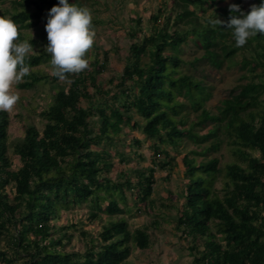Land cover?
<instances>
[{
    "label": "trees",
    "instance_id": "16d2710c",
    "mask_svg": "<svg viewBox=\"0 0 264 264\" xmlns=\"http://www.w3.org/2000/svg\"><path fill=\"white\" fill-rule=\"evenodd\" d=\"M9 1L0 16L16 23L18 42L29 40L36 49L26 57L30 73L18 87L50 86L52 92L39 111L42 129L24 125L16 143L11 113L0 111V264H126L134 250H148L149 227L131 230L126 217L132 213L129 197L138 211L154 208L157 170H171L172 151L179 154L189 142L195 149L182 158L186 183L174 220L192 264H264V34L238 48L226 24L209 22L239 16L232 4L247 14L249 0L225 6L219 0H169L170 14L165 8L152 16L150 35L131 45L121 76L108 89L102 78L108 52L102 61L88 52L89 69L70 75L71 83L52 75L45 25L59 0ZM90 1L68 0L77 7ZM133 22L131 36L138 38L142 22ZM33 29L39 33L31 41ZM190 44L202 55L186 59ZM203 62L218 70L239 65L248 80L216 114L207 108L210 87L186 70ZM127 128L151 141L153 167L114 177L115 156L129 161L117 150ZM224 148L232 160L222 165L212 156ZM82 205L93 221L107 216L84 253L68 250L73 226L57 224L62 211Z\"/></svg>",
    "mask_w": 264,
    "mask_h": 264
},
{
    "label": "rangeland",
    "instance_id": "374dc122",
    "mask_svg": "<svg viewBox=\"0 0 264 264\" xmlns=\"http://www.w3.org/2000/svg\"><path fill=\"white\" fill-rule=\"evenodd\" d=\"M235 1L219 0V6L232 4ZM244 5L251 8L255 4L249 0L245 1ZM10 6L9 0L7 2L0 1V13H3ZM86 7L91 10L93 28L96 33L94 45L89 51L90 56L98 55L99 60L102 61L103 53H109L108 69L102 76L108 89L111 87L109 81L121 76L131 45L141 39L143 35H150L155 25L152 16L158 14L159 9L165 10V8L167 15L170 14L172 2L168 0L166 4V0H95L88 2ZM136 18L141 19L142 25L138 34L139 37L133 38L131 33L133 32L132 29L135 28L133 20ZM160 22L162 24L163 18ZM32 33L37 34L39 32L37 29H33ZM33 49L36 51L35 48ZM201 55L202 51L193 44L186 48V59ZM238 58L240 60L241 55ZM45 70L51 71L50 66H46ZM186 70L204 80L205 84L210 87L212 97L207 103V108L215 114L219 112L218 108L222 106L224 100L230 98L232 93H238V86L248 82L243 78L245 72L239 65L230 69L224 67L222 70H218L207 62H203L197 70H189V68ZM14 88L18 91L20 100L10 112L13 120L10 130L12 143H16L22 138L24 125H34L42 129L39 111L50 103L52 92L50 86H38L32 90L20 89L18 85H15ZM190 117L194 119L196 114L192 113ZM136 118L138 119V117ZM125 133L122 141L118 143L117 150L127 154L129 161L122 163L115 156L116 170L112 173L114 177L120 171L129 172L153 167L150 150L151 141L147 140L137 130L127 128ZM135 139L141 142L140 146L134 144ZM194 149L195 145L189 142L181 147L179 154L172 151V156L175 157L173 168L171 170L161 168L157 170L153 196L154 208L138 211L133 205L132 197H129L132 213L126 214V217L131 230L149 227L152 246L145 251L134 250L126 264H192L193 256L190 254L189 243L182 236V233L176 230L174 218L178 214V208L182 202L181 193L186 183L182 158ZM112 151L115 154V149ZM10 154L12 155V153ZM212 157L220 158L222 165L232 160L226 148L219 154H213ZM102 218V221L91 220L90 209L87 205L62 211L57 224L60 227L73 226L70 232L74 237L68 250L84 253L90 241L97 238L105 224L107 216ZM155 222L157 225L154 224ZM3 245L6 244L3 243ZM18 264H22V261Z\"/></svg>",
    "mask_w": 264,
    "mask_h": 264
},
{
    "label": "clouds",
    "instance_id": "9594fccd",
    "mask_svg": "<svg viewBox=\"0 0 264 264\" xmlns=\"http://www.w3.org/2000/svg\"><path fill=\"white\" fill-rule=\"evenodd\" d=\"M230 11L239 16L234 15L227 22L218 18L209 22L214 26L226 24L232 30L236 47L245 46L257 34H264V3L253 5L247 14L236 4L230 5ZM45 31L48 44L44 51L51 56L52 75L71 83L70 75H78L90 67L86 54L92 49L96 36L91 10L59 0L48 13ZM19 35L13 20L0 16V111L14 109L20 100L14 86L30 73L25 61L35 52L33 44L29 40L18 42ZM33 38L32 33L31 41Z\"/></svg>",
    "mask_w": 264,
    "mask_h": 264
}]
</instances>
